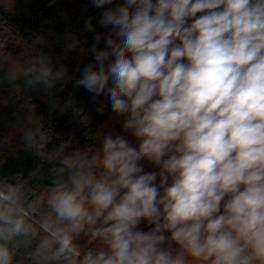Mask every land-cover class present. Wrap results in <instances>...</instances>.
<instances>
[{
  "label": "clouds",
  "instance_id": "obj_1",
  "mask_svg": "<svg viewBox=\"0 0 264 264\" xmlns=\"http://www.w3.org/2000/svg\"><path fill=\"white\" fill-rule=\"evenodd\" d=\"M99 24L75 85L106 97L137 144L108 133L98 152L53 149L43 213L0 175V264L33 245L32 264H264V0H123ZM26 64L0 83L63 90L62 65Z\"/></svg>",
  "mask_w": 264,
  "mask_h": 264
},
{
  "label": "trees",
  "instance_id": "obj_2",
  "mask_svg": "<svg viewBox=\"0 0 264 264\" xmlns=\"http://www.w3.org/2000/svg\"><path fill=\"white\" fill-rule=\"evenodd\" d=\"M119 3L123 0H114L105 9ZM105 9L95 8L92 0H0V79L15 66L26 67L27 61L40 54L50 57L55 68L62 65L66 70L63 90L54 91L52 96L43 88H25L23 80L0 83V175L21 183L26 203L36 199L41 213L47 211L43 201L50 183L46 156L53 149L63 153L98 152L103 135L108 133L124 135L137 144L123 130V118L111 110L106 97L93 96L75 85L83 68L94 63L89 49L95 35L110 30L111 26L99 24ZM89 19L94 28L91 32L85 28ZM104 47L101 40L98 48ZM69 100L72 107L64 109ZM100 104L105 105L103 112L97 111ZM29 127L42 131L47 142L26 150L21 134ZM142 163L146 172L156 170ZM32 219L38 224V216ZM92 243L86 237L80 240L82 248ZM33 248L22 247L15 264H32Z\"/></svg>",
  "mask_w": 264,
  "mask_h": 264
}]
</instances>
